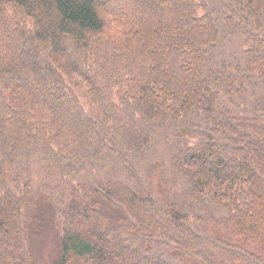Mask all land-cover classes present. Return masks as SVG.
Segmentation results:
<instances>
[{"label": "trees", "instance_id": "obj_1", "mask_svg": "<svg viewBox=\"0 0 264 264\" xmlns=\"http://www.w3.org/2000/svg\"><path fill=\"white\" fill-rule=\"evenodd\" d=\"M42 203L54 264H264V0H0V264Z\"/></svg>", "mask_w": 264, "mask_h": 264}, {"label": "rangeland", "instance_id": "obj_2", "mask_svg": "<svg viewBox=\"0 0 264 264\" xmlns=\"http://www.w3.org/2000/svg\"><path fill=\"white\" fill-rule=\"evenodd\" d=\"M40 216L42 219L37 225L42 230V237L41 239H32V254L36 264H54L59 252V241L53 226L51 207L42 203ZM35 227L37 228V226ZM244 245L249 251L264 259V240L260 243L248 242Z\"/></svg>", "mask_w": 264, "mask_h": 264}]
</instances>
